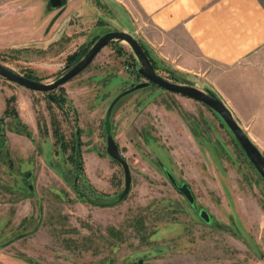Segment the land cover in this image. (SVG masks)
I'll return each instance as SVG.
<instances>
[{
  "label": "rangeland",
  "instance_id": "obj_1",
  "mask_svg": "<svg viewBox=\"0 0 264 264\" xmlns=\"http://www.w3.org/2000/svg\"><path fill=\"white\" fill-rule=\"evenodd\" d=\"M91 2L99 14L86 23L74 17V28L63 30L72 16L66 5L0 0V64L48 83L66 70L67 55L107 31L128 32L147 50L144 29L112 0ZM160 57H149L155 72L182 83ZM137 67L127 43L106 44L52 91L61 106L0 77V264H264V180L194 99L147 85L110 105L145 81ZM10 97L12 114L4 115ZM55 127L66 148L53 144ZM107 135L129 169L122 198L123 172L105 152ZM77 142L80 170L68 159ZM164 169L187 183L195 209L228 229L193 213Z\"/></svg>",
  "mask_w": 264,
  "mask_h": 264
},
{
  "label": "crops",
  "instance_id": "obj_2",
  "mask_svg": "<svg viewBox=\"0 0 264 264\" xmlns=\"http://www.w3.org/2000/svg\"><path fill=\"white\" fill-rule=\"evenodd\" d=\"M91 1L64 4L72 16L63 30L99 14ZM112 1L144 29L149 57L211 91L264 155V0Z\"/></svg>",
  "mask_w": 264,
  "mask_h": 264
},
{
  "label": "water",
  "instance_id": "obj_3",
  "mask_svg": "<svg viewBox=\"0 0 264 264\" xmlns=\"http://www.w3.org/2000/svg\"><path fill=\"white\" fill-rule=\"evenodd\" d=\"M51 8H55L60 5V0H47ZM112 41H123L128 44L131 49L132 54L134 55L138 67L136 73L140 75L145 81L136 83L129 87L128 89L123 90L117 94L111 101L110 105L121 95L126 92L145 87L147 85H155L159 88L165 89L167 91L180 94L182 96L189 97L194 99L209 110H211L220 121L224 124L228 132L234 138L239 148L242 150L248 161L257 171V173L264 180V155L259 151V149L252 143L248 138L245 132L239 127L237 122L232 117L229 110L225 105L208 89L200 90L195 87L194 82L188 78H181L182 83H176L169 80H166L159 76L153 66L151 65L147 55L144 53L139 42L128 32L122 30H112L103 33L98 36L92 44L87 48L85 53L72 65H67L66 70L56 77L51 82L45 83L41 81L32 80L25 77L22 74H19L8 67L0 64V77L11 81L17 85H20L28 90L41 92L46 95L47 98L54 100L55 98L52 95V91L69 81L80 72H82L92 61L94 56L99 52V50L104 47L106 44ZM105 152L108 157L116 161L122 168L123 172V189L119 194V197L122 198L127 194L130 186V174L126 161L120 155L117 145L114 142L113 138L110 135H107L105 138ZM165 176L169 183L175 188V190L181 194L187 203L191 205V210L195 213L202 221L205 223L215 226L217 228L228 229L227 225L219 224L213 217L202 207L198 206L196 209L192 206L194 202V197L192 192L185 181L176 182L174 177L168 171H165ZM142 260L138 259L136 262L126 263V264H141Z\"/></svg>",
  "mask_w": 264,
  "mask_h": 264
},
{
  "label": "trees",
  "instance_id": "obj_4",
  "mask_svg": "<svg viewBox=\"0 0 264 264\" xmlns=\"http://www.w3.org/2000/svg\"><path fill=\"white\" fill-rule=\"evenodd\" d=\"M97 38V36H95L94 38H92L89 42H88V44L85 46V47H79V48H77V49H75L72 53H70L69 55H67L66 56V63L67 64H69V65H72V64H74L84 53H85V51L87 50V48L92 44V42L95 40ZM141 46V45H140ZM142 47V46H141ZM143 49V48H142ZM143 51H144V53L147 55V52L143 49ZM148 56V55H147ZM148 59L150 60V58L148 57ZM23 75L25 76V77H27V78H30V79H32V80H36V81H38V78H36L34 75H32L31 73H28V72H24L23 73ZM54 97H55V103L58 105V106H61L62 105V102H63V97H60L59 95H55V94H52ZM12 98L10 97V98H7L6 99V107H5V110H4V112H3V114L4 115H7V114H12V112H11V110L9 109V107H8V104H9V101L11 100ZM23 127V126H22ZM56 132H58L57 131V128L55 127L53 130H52V135H53V137H54V142H53V144H59L61 147L63 146V148H66V145L67 144H65V142L64 141H60L57 137H56ZM76 139H77V136H76ZM76 147H77V149H76ZM62 149V148H61ZM70 149L73 151V154H76L77 156H72V155H69L68 156V159H73L74 160V162H75V159L77 160V162H75V164H76V168H77V170H80V161H78L79 160V152H78V142H77V144H76V146L74 147L73 145H71V147H70ZM75 151V152H74ZM77 194H78V191H77ZM98 194V193H97ZM99 195H102V194H99ZM103 196V195H102ZM85 197V196H84ZM89 197V196H88ZM87 197V195H86V197L84 198V199H86V200H88L89 202H93V203H95V204H99V205H103V206H105V205H109V203H104V202H101V203H99L100 201H90L89 200V198Z\"/></svg>",
  "mask_w": 264,
  "mask_h": 264
},
{
  "label": "flooded vegetation",
  "instance_id": "obj_5",
  "mask_svg": "<svg viewBox=\"0 0 264 264\" xmlns=\"http://www.w3.org/2000/svg\"><path fill=\"white\" fill-rule=\"evenodd\" d=\"M60 2H61V4H60V6H63L64 5V3H62V0H60ZM52 9V8H51ZM69 19H71V17L69 18ZM67 65H69V64H67ZM54 97V96H53ZM55 98V97H54ZM56 99H54V100H52V101H54V102H56L55 101ZM166 171V169H164V172ZM176 182H178V181H176ZM172 186V185H171ZM173 187V186H172ZM174 188V187H173ZM175 189V188H174ZM190 207H191V205H190Z\"/></svg>",
  "mask_w": 264,
  "mask_h": 264
}]
</instances>
